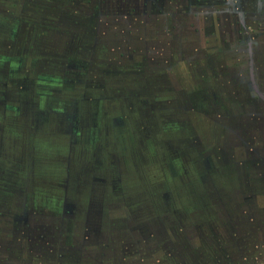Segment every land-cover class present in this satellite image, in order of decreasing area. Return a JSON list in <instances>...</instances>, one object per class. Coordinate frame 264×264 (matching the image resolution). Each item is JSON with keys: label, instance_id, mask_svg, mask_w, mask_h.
<instances>
[{"label": "rangeland", "instance_id": "1", "mask_svg": "<svg viewBox=\"0 0 264 264\" xmlns=\"http://www.w3.org/2000/svg\"><path fill=\"white\" fill-rule=\"evenodd\" d=\"M43 77L61 98L36 110ZM258 92L264 0H0V264H187L173 233L206 223L221 264H264L233 182L264 167Z\"/></svg>", "mask_w": 264, "mask_h": 264}, {"label": "flooded vegetation", "instance_id": "2", "mask_svg": "<svg viewBox=\"0 0 264 264\" xmlns=\"http://www.w3.org/2000/svg\"><path fill=\"white\" fill-rule=\"evenodd\" d=\"M40 79L41 80L39 81V84H37L36 86L38 92L37 95L39 101L41 102L40 105L37 106L38 108H36V110H43V108H45L44 104H47L46 101H54L56 96L61 98L60 95L52 92L54 91L53 88H55V86H48L43 83L42 80H49V78L43 77ZM19 86H20L19 87L20 89L18 88L19 90H23L25 88L24 84H19ZM257 96L259 99L264 101V96L261 93L258 92ZM4 102L7 103V99L5 100L4 98L3 101L2 99H0V106L4 104ZM19 102H24V101H19ZM5 110L7 111V108H5ZM52 111L57 112L60 118L61 116H65L66 118H68L69 120L68 122H70L71 124L70 120L72 119V114H67L65 113V111L60 109H53ZM243 154L244 153H242V155ZM244 159L245 160H243V164L245 163L247 165V168L246 167L244 168L243 166L235 167L234 169H238V171H236L233 174V179H234L233 182L237 184L236 190L240 192L239 197H236L237 198L236 205L245 214L244 215L245 225L248 226L249 224L251 225L254 224L253 222L251 223V221H255L256 219L258 222H260L261 220L260 223H264V167L263 169H261L262 171L258 172L257 170L258 168L256 167L257 164H254L251 157L247 156ZM249 165L251 166V168ZM252 170H255V172H253ZM55 204L56 203H54V205L51 204L50 206L51 210L49 211H51V214H56L59 217H64V219L69 217L70 215L72 217V210H71L72 207L70 204L64 201V199L60 202V204L58 205ZM37 211L38 210H36L35 208H31L30 210H28V212L22 211L19 215H17L15 218L12 219L14 222L13 225L15 226L22 225L25 222L27 216H32L30 215L31 212L33 213ZM96 212L97 211H95L93 209V206L91 207L90 204L89 206L87 205L84 211L82 213L80 212L79 215L77 216L78 218L76 220V225L77 223H79L83 227L81 229L83 231L80 235L81 243L83 244L82 245L83 247L84 245H86L87 247L89 246L94 247L93 244L95 245L97 244L96 242H93L96 239L95 238L96 235H98L97 232L98 218L95 217ZM251 212H256L255 216L250 217ZM73 221L75 222V219ZM207 228H211L208 227V223H206L205 226H203L202 228L199 229L196 228V230L192 229V231L199 230L198 234L195 235L194 237L189 235L190 231L188 230H190L191 228H185L183 226H180L179 229L173 233L176 241H178L181 248L184 249L186 252L187 255L186 259L189 260L186 261L185 259V262L187 264L190 261H194L192 260V257L198 260L197 263L194 262L193 264H221V260L223 259V257H226V253H227L225 246L226 244H223L222 241L221 242L217 241L215 244V237L214 236L212 238L208 237L207 232L210 231H208ZM248 230L249 229L247 228L245 233H247ZM59 231L61 232V230ZM226 234L227 235L230 234L232 236L234 235L233 233L230 232H226ZM233 238L236 239V237ZM245 240L244 242H246ZM84 249L86 248L84 247ZM196 250L200 251L202 255L201 258L197 259L198 252H196Z\"/></svg>", "mask_w": 264, "mask_h": 264}, {"label": "water", "instance_id": "3", "mask_svg": "<svg viewBox=\"0 0 264 264\" xmlns=\"http://www.w3.org/2000/svg\"><path fill=\"white\" fill-rule=\"evenodd\" d=\"M95 211H97L95 214V217H97L99 219V212H98V210H95ZM98 219H97V221H98Z\"/></svg>", "mask_w": 264, "mask_h": 264}]
</instances>
